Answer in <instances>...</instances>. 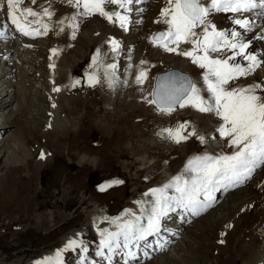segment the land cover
Wrapping results in <instances>:
<instances>
[{
  "label": "rangeland",
  "instance_id": "1",
  "mask_svg": "<svg viewBox=\"0 0 264 264\" xmlns=\"http://www.w3.org/2000/svg\"><path fill=\"white\" fill-rule=\"evenodd\" d=\"M134 15L137 18L139 13L136 12ZM156 15L157 12L149 14L150 17ZM93 26L96 27L98 25L95 23ZM151 27L146 24L141 27H131L128 32L130 35L127 36H123L118 28L113 27L116 31V37L122 43L124 41L118 35L125 38L126 42H129L128 53L133 52L132 56L136 55L131 60L129 69L135 67V59L138 62L143 59V61H146V66L139 63L142 66L141 69L147 72V78L144 79L142 84L148 80L150 81H148L149 83L153 84L156 74L163 71H157V68L161 66L158 60L159 57L174 53L165 51L163 48L151 43L150 40L147 41L146 34L151 30ZM135 39L138 42L133 44ZM128 45H126V49ZM261 46L264 48V42H261ZM146 47L148 50L151 49L150 51L155 52L154 57L148 55ZM37 49L39 50L35 54L39 59L36 60L41 62L40 58L44 56L43 50L39 46ZM97 50H99V47L86 51L85 47L83 52L87 54L80 56L78 61L75 62L76 64L70 67L71 69L67 68L69 71L68 78L62 84L67 87L65 91L59 93L58 97L61 96L59 101L68 97L71 99L72 104L57 110V115H59L57 119L59 117L58 120L62 121L63 128L60 124L53 127L48 125V120L52 119L50 115L52 108L49 105L47 96L43 93L45 89L43 87L40 88L42 89L40 90L41 92L35 89L31 91L28 88V92L21 91L19 94L15 93L14 101H16L14 104L17 108L14 117H11V112L7 111L9 108L4 110V115L8 113L7 117L10 118L11 124L10 127H7V131L14 132L15 137L13 138L11 147L5 146L3 148V146H0V189H2L1 192L3 193L5 190L10 191L7 200L3 198L2 194L0 195V264H32L40 260L41 256L46 253L58 252L69 241L67 237H69V232L71 231L84 232L81 243L83 245L80 250H75L74 253H65L68 261L67 264H115V262L118 264L119 258H114L117 254L113 256V259L104 258V255L98 254L101 252L99 236H103V232L104 235L108 234L114 228L115 222L120 221V217L126 211L134 213L133 217L147 220L148 213L150 214V212L147 208L146 210L145 208L141 209V196L147 197L148 195L149 197L151 196V189L154 187L159 188V177L161 176L163 163L174 166L183 162L173 150L169 153L165 152L167 150L164 145L165 138L162 136L163 127L158 126L159 124H156L155 120L157 117L162 119L169 116V120L171 118V121L160 120V125H168L171 129H176L179 124L187 122L188 127L184 129V134H187V132L195 128L191 124L189 125V118L183 117L182 119L178 117V109L180 107L171 112V114L162 115L153 104L147 103L145 101L146 93H143V91H146V88L142 92L136 88L142 85L136 83L138 71L135 76L130 77L133 79L134 86L132 93L133 95H144V100L136 99L135 101H140L143 104L147 103L146 107L138 109L132 107L119 111L118 107L121 103H118L119 100L115 99L113 100V104L115 105L112 104L113 108H110L112 106L106 108L104 105L106 103L103 102L104 98L99 95L102 80L100 84L98 83L95 86H89L87 80L90 72H94L97 68L109 64L105 61L100 65L102 62H100L101 58ZM99 52L101 51L99 50ZM121 54L118 55V59H115L116 54L114 55L113 59L116 62L115 72L118 77L127 80L128 78L125 77V74L127 70L126 63L128 62L123 60L127 55L121 57ZM97 56L99 63H95L93 60ZM165 62L166 64L169 63ZM37 72L41 73L40 77L43 81V69L40 70L39 68ZM130 72L132 73L131 70ZM189 75L194 76L191 73ZM31 79L35 78H27V80ZM77 80L80 83L75 87H71L70 85ZM128 86L129 84L126 83V88ZM138 90L139 92H137ZM5 98L8 97L6 96ZM33 99H36L37 102H34ZM175 112L177 113L175 114ZM121 114L122 117L120 116ZM195 129L197 130V128ZM197 132L199 133V130ZM16 134L20 136L22 143L24 142L23 147L19 146ZM149 141L154 144V148L150 151L148 150ZM179 144L180 146L187 147L186 151L189 152L190 156L202 155L206 149L205 143L203 145L194 136L189 137L185 141L181 140V142L175 145L179 146ZM224 150L223 152L229 153L227 149ZM42 152L44 154L47 153L44 155V159L40 158ZM84 156H86L88 161L81 163L80 157ZM92 158H96L97 162L95 164L89 161ZM142 158H144L143 161L145 162L148 160L150 163L153 162L151 165L154 168L152 173L144 169L148 164L143 165ZM125 163H127L125 166L128 167V170H123V164ZM112 180H120L122 183L106 187L104 191L100 190V185ZM250 183L251 179L247 180L242 186L222 192L224 195L220 196L212 207V209H216L212 215V211L210 210L211 212L207 211L200 214L197 218L199 220L194 219L188 223L191 216L187 215V217L181 219L183 216L180 215V212H177L178 214L174 213V221L180 222L181 227L191 226L194 229L206 227L204 232L206 241L203 243L206 250L205 254L196 261L182 256L183 260L185 259V264H210L211 262H213L212 264H229V259L232 255L230 249H227L223 253L222 248H218L217 242H220L218 238L220 237L219 234L222 231V227L224 228V225L229 222L230 218L236 216L237 212L235 211L236 209L234 211L229 209L225 216L224 213L221 215L223 211L221 205L227 203L228 197H231L233 192L244 187V189L251 187L249 186L251 185ZM146 193L147 195H145ZM261 193L258 194L262 195ZM173 194L175 193L173 192ZM237 194L234 193V196L236 197ZM238 197L241 198L242 196ZM98 210L104 215L101 219L96 217V213L99 212ZM140 211L144 212L139 214ZM147 211L148 213L146 214ZM217 215H221L218 223L212 225L211 222ZM257 220L260 221V218ZM256 223L259 224L258 221ZM110 224H113V228ZM255 228L258 229L257 226ZM253 231L256 232L255 230ZM252 236V233L247 232L242 236V240L246 244H250L252 243ZM263 236L264 228L258 230L257 244L260 242L258 241L260 237L263 238ZM228 238L226 241H228ZM135 243L133 242V244ZM85 244L89 246L90 250L86 254L88 257L82 254L84 250H88ZM167 249L164 251H167ZM68 250L70 249L68 248L66 251ZM129 250L135 253L132 249ZM167 252L160 253L158 256L164 255ZM105 253L106 256H110L108 252ZM124 256L129 260L132 257L128 254H124ZM66 257L59 258V261L66 259ZM153 260L154 258L146 262H133V264H155ZM244 260L240 256L234 264H243ZM119 262L123 263L121 260ZM54 263L56 261L51 262V264Z\"/></svg>",
  "mask_w": 264,
  "mask_h": 264
},
{
  "label": "snow or ice",
  "instance_id": "2",
  "mask_svg": "<svg viewBox=\"0 0 264 264\" xmlns=\"http://www.w3.org/2000/svg\"><path fill=\"white\" fill-rule=\"evenodd\" d=\"M36 2L37 0H31L33 5ZM63 2L76 11L71 17L60 19L57 23L65 25L67 21V27L73 29L74 39L75 31L78 29V17L99 14L109 22H118L121 28L127 30L128 13L133 10L131 6L140 0H63ZM23 3L24 0H6V15L15 29L25 36L47 35L49 26L43 22V18L47 17L50 20L54 15L50 10L51 5L42 6L41 11L37 12L32 7H21ZM107 4L116 5L119 10L107 11L105 10ZM253 12L264 16V0H164V7L159 13L160 19L156 22L167 25V29L153 34L150 42L167 52L189 58L192 64L203 70L200 74L202 85L198 86V82L182 73H169L163 78H158L156 86L150 93L151 99L146 97V102L155 105L163 114H171L179 106L192 107L201 113L215 115L219 118L215 131L233 151L193 156L184 165L180 175L173 176L161 188L151 189L150 193L155 200L147 217V225L139 223L140 217H134L133 220L118 225L117 232L108 233L100 241L101 247L106 248L109 253L114 248L121 247L118 239L121 236L123 248H128L130 242H139L153 233H159L162 219L177 209L193 216L201 214L215 202L214 194L217 191L239 186L251 177L257 167L264 165V82L237 83L241 78L246 79L257 68L264 67V57L251 50L252 41L245 37V34L251 32L254 27V21L247 15ZM17 13L23 16L26 22L28 17L35 18L30 23L37 24L38 27L36 29L25 27ZM220 14H225L231 27L219 25L217 17ZM60 31L63 32L64 27H61ZM4 36L5 32L0 31V38ZM256 38L264 39V31ZM109 43L112 52L115 53L119 43L114 39ZM181 44L190 45L191 48L181 51ZM52 51L56 52L55 49ZM97 51L99 53V50ZM93 60L99 63L98 56ZM140 63L143 65L146 61L142 60ZM115 69L114 63L104 66L103 80L110 88L118 79ZM146 78V70H140L136 75V83L142 84ZM87 80L89 86L101 82V78L94 72L88 74ZM79 83L77 80L70 86L75 87ZM59 90L57 87L53 88L54 92ZM187 127L188 124L185 122L179 124L176 129H163L162 133H166L176 143L191 136L202 144L206 143V136L199 134L195 128L184 134ZM44 155L42 152L40 158L43 159ZM120 183H122L120 180L109 181L100 185V190L104 191L106 187ZM170 188L174 189L175 194H166V190ZM77 244L76 240H69L67 247L71 248ZM127 254L135 256L131 251ZM59 256L60 253L57 252L56 264H59ZM34 264H51V258L45 257Z\"/></svg>",
  "mask_w": 264,
  "mask_h": 264
},
{
  "label": "bare ground",
  "instance_id": "3",
  "mask_svg": "<svg viewBox=\"0 0 264 264\" xmlns=\"http://www.w3.org/2000/svg\"><path fill=\"white\" fill-rule=\"evenodd\" d=\"M49 4L51 5L50 10L54 12V15L52 16V18L50 20L47 17L43 18V22L47 23L49 26L48 34L32 37V36H25L15 29V26L11 23V21L8 19L7 15H6V0H0V31L5 32V36L3 37L4 41H0V42H2V43H0V122H1L0 123V146H3V148L5 146L11 147L12 142H13V138L15 137L14 132L7 131L8 130L7 127H10V125H11L10 124V118L7 117L8 113L6 115H4V113H5L4 110H7V108H9L7 111L11 112V115H10L11 117H14V114H15V111L17 108V106L14 104V102L16 101V100L14 101L15 93L19 94V93H21V91H27L28 92L29 91L28 88H30L31 91L34 89L40 91V90H42V89H40L41 87H43V89L45 88L43 93H44V95L47 96L48 101L50 103L49 105L52 108L50 110L51 111L50 115H51L52 119L50 121L48 120V123H49L48 125L53 127L54 125L60 124L62 126L63 125L61 123L62 121L60 122L58 120L59 117L57 119V116H59V115H57V113H58L57 110L60 108L68 107L69 105L72 104V102H71V99L68 97L65 99L63 98L62 101L61 100L59 101V98H61V96L58 97V95L60 92L65 91V89L67 87L66 85L65 86L62 85L66 82V80L68 78L69 71L67 70V68L69 67V69H71L70 67H72V66H74V64H76L75 62L78 61V58L80 56H85L87 54L86 52L85 53L83 52V49L85 47H86V51L92 50L94 47H99V50L101 51V52H99L100 58H101L100 62H102V63H100V65L103 64V62H105V61L109 64L114 63L116 65V62L113 59L114 55L116 54L115 59H118V55L121 53L123 54L124 42L122 43L120 41V39L116 37V31L113 29V27L118 28L120 30L119 32L122 33L123 35H128L129 29L131 27H141L142 25H145V24L148 26H152L151 30L148 31V34H146L147 41L150 40V36H152L154 32H156L158 30L165 31L167 29V25H165L163 23H157L156 22L160 19L159 13H160L161 8L164 7V0H159V1L158 0H140L139 3H136V4L131 6L133 10L130 13H128L129 23L127 25V30L121 28L119 26L118 22H109L104 17L100 16L99 14H96V15H91L88 17H78L77 18L78 29L76 30L75 38L73 39L72 38L73 29L67 27V21L65 22V25H59L57 23V21L60 19H63L65 17H71L72 14L76 11V9L70 7L67 3L63 2V0H37L35 5L31 4V0H24V3L21 5V7H32L35 11L40 12L42 6L48 7ZM136 6H138V7L136 8ZM141 9H143V11H140ZM105 10L114 11V10H119V9L117 8L116 5L107 4L105 6ZM81 11H82V9H81ZM135 12L139 13L140 16L138 15L137 18L135 17L136 19L135 18L130 19V17L133 16ZM153 12H157V15L154 17H150L149 14L153 13ZM253 13H254V15L250 16L249 18L254 21V27H253V30L251 32H248L245 34V37H246V39L252 41L251 50L255 51V53H257L258 56L264 57V48L261 46V42H264V39H257L256 38V37L261 35L262 31H264V16L259 15L258 12H253ZM227 15L230 16L231 14H227ZM17 16L19 17L21 24H23L25 27H28L29 29H36L38 27L37 24L30 23V21L34 20L35 18L28 17V22H26L25 18L23 16H20L19 13H17ZM113 19L115 20V18H113ZM217 20H218L219 25L224 26V27H231L230 21H229V19L226 18L225 14H220L217 17ZM95 23L98 26H96V27L93 26ZM61 27H64L63 32L60 31ZM40 30L42 31V29H40ZM142 37H144V36H142ZM112 39L116 40L119 43V48L117 49V51L115 53L112 52V50H111L112 46L109 43V41ZM137 42H138V40L135 39L133 41V44H136ZM3 43H6L8 46L5 48L3 46L4 45ZM38 46L42 48L43 54H44V56L40 58L41 62L36 60V59H39L38 56L35 54V52L39 50V49H37ZM129 47L130 46L128 45V47L125 51L126 55L128 53ZM148 47H149V45H148ZM190 48H191L190 45H185V44L180 45L181 51L188 50ZM53 49L56 50L55 53H53V51H52ZM146 49L148 50L147 47H146ZM147 50H145V51H147ZM150 50H148V52H147L148 55H151V56L155 55V52L150 51ZM136 52H138V51H136ZM130 53H128L127 56L125 55L126 57L124 59L128 62V63H126L127 64L126 68H127L128 72L126 70V74H125V77H127L128 79L124 80L121 77H118L116 74L118 79H117V82L113 85V87H111V88L108 87V84L103 80V74H104L103 70H104L105 65L97 68L96 71H94V73H96L102 80V83H101L100 89H99V95H101L104 98L103 102L106 103V104H104L106 106V108H109V106H112V104L114 103L113 100H115V99L119 100L118 103H121V105L118 107L119 111L126 109V108L129 109L132 107H134V109L135 108H137V109L138 108H145L147 103L143 104L142 102L135 101V100L136 99L144 100V97L145 96L147 97V94H148L147 98L151 99L150 93L152 92V88H153L152 85L153 84L149 83L150 82L149 80H148L149 82L146 81V82H144V84H142L139 87L135 86L136 88L141 90V92H142V90H144L146 88V91H143V93L144 92L146 93L145 96L141 95V94L140 95L139 94L133 95V93H132L133 92L132 89L134 86H133V81H132L133 79L130 77L136 75L137 71H139V69L142 68V66H141L142 64L140 65L139 63L141 61L138 62L135 59V67H132L129 69V67L131 65L130 64L131 60H133V58L136 57V55L132 56L133 52L131 54ZM122 54L120 55L121 57H122ZM158 60L160 61L161 66L159 68H157V71H159V70L164 71V70H169V69H178V70H181L183 72H186L188 75L191 73V75L193 74L194 76L192 77L189 75V77H191V79L193 81L198 82V86L202 85V79H201L200 74L202 73L203 70L198 68L196 65L192 64V62L189 58L181 56V55H177L176 53H173L171 55H166V56L163 55L162 57L160 56ZM165 61H167L169 63L166 64ZM241 62L244 63V61H241ZM39 68H40V70L43 69V73H44L43 81L41 80V77H40L41 73L37 72V70ZM119 69H120V67H119ZM149 69H150V66H149ZM130 70L132 71V73L130 72ZM115 71H116V69H115ZM169 73H174V71L164 73V74H162L163 76L160 78L165 77ZM157 74H156V76H157ZM28 77L29 78L34 77L35 79L27 80ZM157 80L158 79L156 78L155 85L157 84ZM252 82H264V67L257 68L255 70V72H253L246 79L241 78L239 81H237V83H241V84L252 83ZM26 83L29 84L30 86L27 85ZM126 83L129 84V86L127 88H126ZM54 87H57L60 90L54 92L53 91ZM139 90L137 92H139ZM205 95H206V93H205ZM6 96L8 98H5ZM40 98H42V97H40ZM33 100H34V102H37L36 99H33ZM145 101H146V99H145ZM12 104H14V105H12ZM53 105H55V106H53ZM113 105H115V104H113ZM154 107L156 108V106H154ZM110 108H113V106ZM144 113H146V112H144ZM159 113H161V112H159ZM176 113L177 112H175V114ZM128 114H129V112H128ZM161 114L163 115V113H161ZM120 116L122 117V114ZM158 116H160V115H158ZM164 116H166V115H164ZM178 117H181L182 119H183V117L184 118L188 117L189 118V125L191 124L192 126H195V128H197V130H199V134L206 136V143H205L206 149H205L204 153L219 154V153L223 152L224 149L225 150L227 149L229 151V153H231V151H233V149L228 147L225 140L218 139V138L212 139V137H215V133H216L215 128L219 123V118L216 117L215 115L209 114V113H201L192 107H186V108H179L178 109ZM174 118H175V116H174ZM162 119L157 117L155 120V122H157L156 124H159L158 126H162L163 129L169 128L170 126L168 127V125H165V124L160 125V122L161 121H167V122L171 121V118L169 120V116H166L165 118H162ZM177 119H175V120H177ZM173 122H175V121H173ZM62 128H63V126H62ZM1 136L4 137V139H2ZM16 136L18 138L19 146L23 147L24 142L22 143L21 138H20V136H18V134H16ZM162 136H164V138H165V144L164 145H165L166 150H167L165 152L169 153L173 150V152H175L177 154V156L179 157V159H182L183 162H181V163L179 162L180 164H178V165L176 164L174 166H169L167 164L165 165L164 163L162 164L161 176L159 177V185H158L159 188L163 187V185L168 183L173 176L180 175L183 172L184 165L187 163V161L191 157H193L192 155L190 156L189 152L186 151V148H187L186 146H182V145L180 146V144H179V146H176L175 145L176 143L174 141L170 140L167 137L166 133H162ZM148 146H149L148 150L150 151L152 148H154L153 142L149 141ZM187 146H189V145H187ZM45 154H47V153H45ZM142 155H144L146 157V155L144 153H142ZM137 158H139V157H137ZM141 160L143 161L144 158H142ZM42 161H44V160H42ZM86 161H88L86 156L80 157L81 163H84ZM89 161L91 163L93 162V164H95L97 162L96 158L95 159L94 158L89 159ZM142 161H141V163H142ZM143 162H144L143 165L148 164V165H146L147 167L144 166L145 167L144 169H146L149 173H152L154 168L151 165L153 164V162L150 163L149 160L147 162H145V161H143ZM123 165H124L123 170H128V167L125 166V165H127V163H125ZM251 178H252L251 183H250L251 185L248 184L251 187H249V188L246 187V189H244L245 188L244 187L243 189H240V190L233 192L231 194V197L230 196L228 197L227 203L226 204L223 203L221 205V208L223 210L221 215L224 213V216H225L227 214V212L229 211V209L233 210V211L236 209L235 211L237 212V215L230 218L229 222L227 221L228 223H226L224 225V228L222 227L221 233H223V232H225V233H224V235H221V233L219 234L220 237L218 238V240L220 242L219 243L217 242L218 248L219 249L222 248L223 253L227 249L228 250L230 249L232 255L229 259L230 260L229 264H234L236 262L237 258L238 257L240 258V256H242V258L245 259L243 264H264V236H263V238L260 237V240H258L260 242L258 244L256 243V238L258 236V230H260V229L262 230L264 228V184H262V182H264V165L257 167L254 170V172L252 173ZM231 188H235V187H231ZM231 188H229V189H231ZM221 190H224V189H221ZM1 191H2V189H0V195L2 194L4 196L3 198L7 200L8 199V193L10 191L8 192V190H5L4 193ZM148 192H149V190H148ZM173 192H174V189H171V188L166 190L167 195H172ZM260 192H262L261 193L262 195L258 194ZM234 193H238L236 197L234 196ZM214 195H215L216 199H215V202L212 204L211 207H213V205L218 201V198L224 194L222 193V191H217ZM238 196H242V197L240 198ZM222 199H223V197H222ZM154 200H155V197H153L152 195L149 197H148V195H147V197L141 196V198H140V202H141L140 206L142 207L141 209L143 210V208H145V210H146V208H147V209H149L148 211L150 212L151 207L154 203ZM211 207H209V208L212 211V212L210 211L211 215H212L216 209H211ZM148 211L146 212V214L148 213ZM141 212L142 211H140L139 214H141ZM177 212H180L181 213L180 215L183 216V217H181V219H183L184 217H187V215L191 216L189 221H191L193 218L198 216V215L193 216L191 213H185L183 210L177 209L175 212L168 213V215L162 219V221H161L162 227H161L160 233H153V234L146 237V239L150 238V242H151V240H152L151 236L157 235V237L155 238L157 240V242L156 243L153 242V244L155 246L153 248V250H156L155 253L158 252L156 254V258H154V260H153V262L155 264H163V263H165V264H185L184 263L185 259L183 260L182 256L190 258L189 260L192 259V261H196L200 257H202L203 254H205L206 250L204 248L203 243L206 241V238H204V232L206 230V227L203 226L202 228L200 227L197 229L196 228L194 229L191 226L181 227L180 222L174 221L173 216H174V213L176 214ZM182 212H183V214H182ZM133 214L131 211H126L125 213H123L122 216L120 217V221L115 222L114 228L112 227L113 224H110L113 229L110 230L109 233L117 232L119 230L118 225H122L126 221L133 220V218H134ZM139 214L137 213V215H139ZM148 215H149V213H148ZM102 216H104V215L100 211L96 213V217L98 219L103 218ZM144 216H145V214H144ZM220 216L217 215V217H215V219L212 220L211 224L216 225L218 223V219ZM141 218H142V216H141ZM258 218H260V221L257 220ZM197 220H199V219H197ZM197 220H195V222H197ZM189 221H188V223H189ZM256 221H258L259 224H257ZM139 223L146 226L147 220L141 219V220H139ZM229 224L231 225V227H227V225H229ZM256 226L258 227V229L255 228ZM253 230H255L257 233L254 232ZM247 232H250L253 235L252 236L253 237L252 243H250V244H246L244 242V240H242V238H243L242 236L244 234H246ZM83 233L84 232H80V231L69 232V237H67V238L69 240H76L78 242V244H77V246L71 247L72 248L71 249V248L67 247L68 242H66V243L64 242L65 244H64L63 249L58 250V252L60 253L59 258L65 257V253L67 252L66 250L68 248L70 250H75L76 248L82 246L81 243L83 241V236H84ZM105 235H107V234H105ZM105 235L99 236V240L101 241ZM228 236H229V238H228ZM122 237L123 236L119 237L118 239L120 240ZM227 238H228V241H226ZM142 241L136 242L135 244H133V242H131V243H129L128 248H123V247L114 248V250L111 253H109L106 248H102L101 251L105 255H106L105 252H108L110 254V257H111L113 254H118L119 250H122L123 254H127L128 252H130L129 249H132V251H135V256L130 257V260H132L133 258H136L137 256H139L137 254V251L135 250V248L140 246L139 243H142ZM165 246H167V247H165ZM169 247H170V250L166 254L158 256L159 253L163 252L166 248H169ZM70 250H68V251H70ZM115 250H118V251H115ZM218 252H221V251H218ZM56 253H57L56 251L53 253H49V254L46 253V254L41 256V259H43L45 257H50L51 262H54V261H56ZM147 256H151V255L148 254ZM145 258H147V257H145ZM130 260L128 259L127 263L124 262V264H130V262H129ZM213 261H215V260H213ZM226 261H228V260H226ZM212 263L213 262H211L210 264H212ZM28 264H30V263H28ZM32 264H34V262ZM54 264H56V263H54ZM59 264H65V259H63L62 261L60 260ZM214 264H216V263H214Z\"/></svg>",
  "mask_w": 264,
  "mask_h": 264
},
{
  "label": "water",
  "instance_id": "4",
  "mask_svg": "<svg viewBox=\"0 0 264 264\" xmlns=\"http://www.w3.org/2000/svg\"><path fill=\"white\" fill-rule=\"evenodd\" d=\"M169 72H171V71H169ZM167 73H168V72H167ZM174 73L181 74V73H179L178 71H175V70H174ZM162 76H163L162 74H159V75H157L156 78L158 79V78H160V77H162ZM155 82H156V81H155ZM157 82H158V80H157ZM155 86H156V85H155Z\"/></svg>",
  "mask_w": 264,
  "mask_h": 264
}]
</instances>
